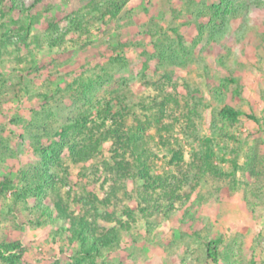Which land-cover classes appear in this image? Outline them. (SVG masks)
I'll list each match as a JSON object with an SVG mask.
<instances>
[{
    "label": "rangeland",
    "instance_id": "1",
    "mask_svg": "<svg viewBox=\"0 0 264 264\" xmlns=\"http://www.w3.org/2000/svg\"><path fill=\"white\" fill-rule=\"evenodd\" d=\"M19 1L5 16L1 13L12 3L0 1V42H9L0 51V181L39 161L29 136L43 128L48 115L58 120L63 112L54 104L42 109L46 84L63 86L82 68L105 62L119 42L129 43L122 51L125 62L110 68L109 83L93 92L90 103L71 106L67 114L89 111L90 120L95 119L99 104L117 89L145 124L143 147L152 178L174 188L181 173L193 177L207 146L213 150L210 163L227 176L206 173L197 187L183 185L179 192L190 199L176 201L169 212L163 209L168 202L163 190L150 189L151 215L147 221L137 218L129 233L122 234L120 247L104 259L112 264H213L205 244L221 238L218 250L222 256L230 245L234 264H264V0H223L221 18L211 14L220 0H192L190 9L186 0H125L118 20L101 19L108 0ZM76 15L83 18L82 32L69 33L51 47L44 37L49 24L55 22L62 33ZM152 22L174 42L171 29L178 28L183 37L170 61L155 56L148 35ZM21 37L26 47L17 42ZM145 61L156 71L144 75ZM223 105L241 112L237 123L221 120ZM34 111L40 114L36 120ZM46 139L44 135L45 146ZM110 147L111 141H103L95 159L79 164L64 149L61 167L67 180L61 191L72 197L85 184L103 198L117 182V198L108 209L119 216L124 208H137L140 185L103 170V162L112 163ZM172 150L183 156L178 166L171 164ZM253 154L250 165L247 156ZM52 171L61 175L57 167ZM14 184L0 198V242L20 240L26 250L22 264H71L72 248L51 240L48 227L21 230L13 225L18 213L33 217L37 203L30 196L26 205L13 208L14 188L21 186L16 180ZM43 203L54 210L49 197ZM70 206L80 210L78 204ZM221 256L218 264H224Z\"/></svg>",
    "mask_w": 264,
    "mask_h": 264
},
{
    "label": "trees",
    "instance_id": "2",
    "mask_svg": "<svg viewBox=\"0 0 264 264\" xmlns=\"http://www.w3.org/2000/svg\"><path fill=\"white\" fill-rule=\"evenodd\" d=\"M191 2L192 0H186L185 7L187 6L190 9ZM11 3V8L5 13L2 12L1 16L9 14L13 7L21 2L11 0ZM224 3L223 0H220L218 5L211 6L212 17L221 18L224 14ZM124 6L125 0H108L104 12H101V19L106 16L110 20L122 19L119 14L123 11ZM199 17L196 16V19L198 20ZM84 26L83 18L76 15L70 19L62 33H60L55 22L50 23L44 37L51 47L58 46L67 34L81 33ZM171 31L175 35V42L170 40L167 33L155 22L154 25L152 22L148 29V35L154 40L152 46L155 56H158L162 62L165 60L170 61L171 53H175L174 45L181 46L183 43V37L179 33V29L173 28ZM17 42L23 43L26 47L24 38H19ZM7 43L9 42H0V51L8 45ZM127 47H129V43L119 42L116 47L111 49L112 55L105 62L96 64L91 69L89 67L82 68V72L70 82L63 80V86L58 83L52 88L55 82L51 81L46 84V92L42 95L43 105L45 106H42V109L54 104L57 108L58 105L63 107V112L57 118L58 120L51 117V114L48 115L42 122L43 128L40 125V130L29 136L39 161L25 170H20L17 176L4 175L0 181V198L14 187V180L21 184L19 188H14L12 194L13 208L19 203L26 205L30 196H33L37 202L31 209L34 213L33 217H19L20 214L18 213V216L13 217V225L21 230H24L25 227L29 229L48 227V236L51 240L58 239L72 248L71 264H112L104 258L111 251L120 247L122 234L129 233L137 218L140 217L147 221L151 215L149 212L151 196L148 195L150 189L154 191L155 188L163 190V195L168 200L163 209L169 212L174 209L176 201L190 199V194H180L179 191H181L183 185L192 182V188L197 187L206 173L213 176H227L210 163L213 158V150L207 146L204 154L200 156L201 164L196 167V173L193 174V177L190 178L188 174L181 173V177L177 180L174 188H171L170 184L160 177L152 178L149 174L150 168L147 165L146 152L143 147L145 124L139 119L131 105L127 104L124 92L117 89L110 92L111 99L99 104L95 119L90 120L89 111L85 113L78 111L73 115L67 114L71 106L76 107L77 105L90 103L93 92L102 89L104 84L109 83L111 77H108L107 74L111 67L122 65L125 62L122 51ZM146 53L144 51L141 55L144 57ZM142 70L144 75L147 70L156 71L151 69L148 61L143 63ZM100 72H103L104 75H100ZM105 76L109 79H105ZM229 81H232V79ZM66 101H68V104H66ZM113 101H115V104ZM117 103L118 108L115 106ZM33 115L36 120L40 114L34 111ZM241 115L240 111L228 105L221 106L218 111L221 120L231 125L237 123ZM247 117L252 121H257L253 116L247 115ZM107 121L111 123L106 125ZM10 122L16 125L19 121L11 119ZM146 125H148V122H146ZM44 135L47 137L46 146L42 142ZM107 140L111 141L112 163L103 162V170L108 169L114 172L116 176L123 179H132L140 185L137 208L135 210L124 208L119 216L115 211L110 212L108 209L112 205V199L117 198V182L112 183L110 192L103 198H99L94 193L93 188L91 186L86 187L85 184L80 186V193L72 197L70 194L63 195L61 191L67 180V170H63L61 167V153L63 150L67 148L69 159L73 164L86 163L96 158L101 143ZM172 152L171 164L178 166L179 163L183 162V156L175 150H172ZM253 160L254 154L248 155L246 163L250 162L251 165ZM56 167L60 169L61 175H55L52 171ZM231 175L233 174H229V176ZM46 197L50 198L54 210L43 203ZM71 203L80 205V210L76 212L72 210L70 208ZM141 203H144V206ZM222 243L223 240L217 238L208 240L205 244L206 256L213 264H218L220 260L221 254L218 247ZM25 253L26 250L20 240L0 242L1 264H22ZM221 257L224 259V264H234L230 245L226 247L224 255L222 254ZM55 264H59V262H55Z\"/></svg>",
    "mask_w": 264,
    "mask_h": 264
}]
</instances>
